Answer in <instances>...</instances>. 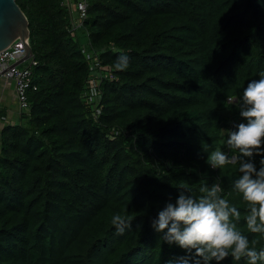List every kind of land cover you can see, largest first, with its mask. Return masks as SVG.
Masks as SVG:
<instances>
[{
	"label": "trees",
	"instance_id": "1",
	"mask_svg": "<svg viewBox=\"0 0 264 264\" xmlns=\"http://www.w3.org/2000/svg\"><path fill=\"white\" fill-rule=\"evenodd\" d=\"M77 1L16 0L36 88L0 126V264H167L186 251L152 221L181 191L219 183L245 213L236 166L207 152L231 155L226 129L246 122L228 97L264 72V0H85L83 14ZM117 213L134 217L122 235Z\"/></svg>",
	"mask_w": 264,
	"mask_h": 264
},
{
	"label": "clouds",
	"instance_id": "2",
	"mask_svg": "<svg viewBox=\"0 0 264 264\" xmlns=\"http://www.w3.org/2000/svg\"><path fill=\"white\" fill-rule=\"evenodd\" d=\"M130 65L127 54L121 53L113 65L116 70H126ZM228 103H235L240 116L246 121L226 129L223 144L232 153L229 155L217 147L207 152V163L214 169L235 165L237 178L233 190L244 203L245 213L226 199L219 183L202 184L200 195L194 196L183 185L175 202H167L159 211L152 226L163 233V240L186 251L183 256L167 261V264H211L229 256L233 261L242 259L246 264H264V248H257L256 239L249 240L240 229L243 218L247 231L264 237V72L259 79L250 80L239 100L228 97ZM260 155V167L253 161ZM126 215L114 214L111 224L118 234L132 229V220Z\"/></svg>",
	"mask_w": 264,
	"mask_h": 264
},
{
	"label": "built area",
	"instance_id": "3",
	"mask_svg": "<svg viewBox=\"0 0 264 264\" xmlns=\"http://www.w3.org/2000/svg\"><path fill=\"white\" fill-rule=\"evenodd\" d=\"M78 8L81 10V14L85 12L86 2L85 0L77 1ZM29 37L25 41L28 43ZM25 44L18 37L15 38L8 46L0 49V77L4 79H10L14 82V91L17 102L20 108L26 109L29 105L27 98V90L29 88H36V85L32 79L31 69L27 66H19V62L25 57ZM90 59L91 66L96 69L99 66V61L92 60L91 55L87 54ZM98 72V71H96ZM92 82V96L97 93L96 79H90Z\"/></svg>",
	"mask_w": 264,
	"mask_h": 264
},
{
	"label": "water",
	"instance_id": "4",
	"mask_svg": "<svg viewBox=\"0 0 264 264\" xmlns=\"http://www.w3.org/2000/svg\"><path fill=\"white\" fill-rule=\"evenodd\" d=\"M17 37L25 44L24 59L31 57V46L25 41L29 37L25 13L16 0H0V49L8 46Z\"/></svg>",
	"mask_w": 264,
	"mask_h": 264
},
{
	"label": "crops",
	"instance_id": "5",
	"mask_svg": "<svg viewBox=\"0 0 264 264\" xmlns=\"http://www.w3.org/2000/svg\"><path fill=\"white\" fill-rule=\"evenodd\" d=\"M27 59L29 60V58L22 59L19 64L28 63ZM19 111L20 107L14 91V82L0 77V126L4 124V121H15Z\"/></svg>",
	"mask_w": 264,
	"mask_h": 264
},
{
	"label": "rangeland",
	"instance_id": "6",
	"mask_svg": "<svg viewBox=\"0 0 264 264\" xmlns=\"http://www.w3.org/2000/svg\"><path fill=\"white\" fill-rule=\"evenodd\" d=\"M77 33L79 34V37H80L81 42L86 43V42H87L86 35L83 34L81 28L78 29V32H77ZM18 105H19V104H18ZM12 106H14V105H12ZM15 108H16V107H15Z\"/></svg>",
	"mask_w": 264,
	"mask_h": 264
}]
</instances>
